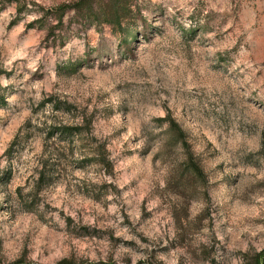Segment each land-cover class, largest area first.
<instances>
[{
    "label": "rangeland",
    "instance_id": "obj_1",
    "mask_svg": "<svg viewBox=\"0 0 264 264\" xmlns=\"http://www.w3.org/2000/svg\"><path fill=\"white\" fill-rule=\"evenodd\" d=\"M78 1L0 0V263L254 264L264 0H126L118 29Z\"/></svg>",
    "mask_w": 264,
    "mask_h": 264
},
{
    "label": "trees",
    "instance_id": "obj_2",
    "mask_svg": "<svg viewBox=\"0 0 264 264\" xmlns=\"http://www.w3.org/2000/svg\"><path fill=\"white\" fill-rule=\"evenodd\" d=\"M74 9L76 11H83L87 18L103 20L104 22L118 29L122 27L124 20L130 18L133 13L132 6L126 0H79L75 4H64L59 7L60 10L66 11L68 9ZM62 22V18H60ZM123 28V27H122ZM135 32L129 30L124 35V40L128 41L130 38L135 37ZM52 102V100L50 101ZM65 107H61V102L54 105L56 108L71 111L72 105L65 102ZM163 122H167V131L171 137L174 138L175 144H180L186 152V158L182 166V176L189 178V181H203L205 180V173L202 166L199 163L191 144L186 137V132L179 122L170 115H167L163 119ZM83 125H64L60 128L54 129L51 135L58 134L61 140H67L70 137L81 136L84 131ZM100 156V155H99ZM104 160V159H102ZM44 178V176H43ZM256 261L254 264H261L264 261V250L255 255ZM1 264V263H0ZM16 264H27L19 262ZM58 264H74L69 259H63Z\"/></svg>",
    "mask_w": 264,
    "mask_h": 264
}]
</instances>
